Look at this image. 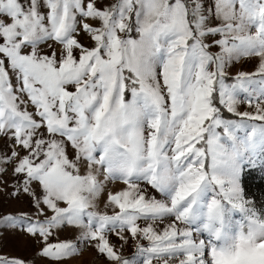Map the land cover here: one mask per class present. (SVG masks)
<instances>
[{"label":"snow or ice","instance_id":"6c2138e0","mask_svg":"<svg viewBox=\"0 0 264 264\" xmlns=\"http://www.w3.org/2000/svg\"><path fill=\"white\" fill-rule=\"evenodd\" d=\"M256 170L264 0H0V264H264Z\"/></svg>","mask_w":264,"mask_h":264},{"label":"trees","instance_id":"16d2710c","mask_svg":"<svg viewBox=\"0 0 264 264\" xmlns=\"http://www.w3.org/2000/svg\"><path fill=\"white\" fill-rule=\"evenodd\" d=\"M259 170L253 171L247 179V190L251 193V198L259 199L264 198V179L258 174Z\"/></svg>","mask_w":264,"mask_h":264},{"label":"rangeland","instance_id":"374dc122","mask_svg":"<svg viewBox=\"0 0 264 264\" xmlns=\"http://www.w3.org/2000/svg\"><path fill=\"white\" fill-rule=\"evenodd\" d=\"M23 207L22 204H17L15 201H12L8 204L9 209H15V208H20ZM9 249L13 247L11 243L7 245ZM30 254V253H29ZM93 253L91 251H85L82 256L79 257L78 261L74 262V264H91L93 260Z\"/></svg>","mask_w":264,"mask_h":264}]
</instances>
